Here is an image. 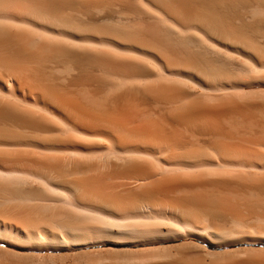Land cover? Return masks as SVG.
<instances>
[{"label":"bare ground","instance_id":"6f19581e","mask_svg":"<svg viewBox=\"0 0 264 264\" xmlns=\"http://www.w3.org/2000/svg\"><path fill=\"white\" fill-rule=\"evenodd\" d=\"M0 264H264V0H0Z\"/></svg>","mask_w":264,"mask_h":264}]
</instances>
